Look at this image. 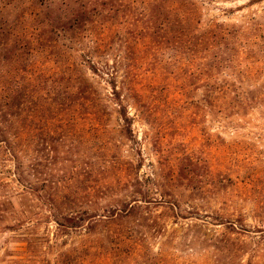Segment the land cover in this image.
Listing matches in <instances>:
<instances>
[{
  "label": "rangeland",
  "instance_id": "obj_1",
  "mask_svg": "<svg viewBox=\"0 0 264 264\" xmlns=\"http://www.w3.org/2000/svg\"><path fill=\"white\" fill-rule=\"evenodd\" d=\"M0 264H264V0H0Z\"/></svg>",
  "mask_w": 264,
  "mask_h": 264
},
{
  "label": "trees",
  "instance_id": "obj_2",
  "mask_svg": "<svg viewBox=\"0 0 264 264\" xmlns=\"http://www.w3.org/2000/svg\"><path fill=\"white\" fill-rule=\"evenodd\" d=\"M212 28L215 29L216 31L218 30L216 26H212ZM240 33H241V32H236V34H238V35H239ZM28 189L31 190V187H28Z\"/></svg>",
  "mask_w": 264,
  "mask_h": 264
}]
</instances>
